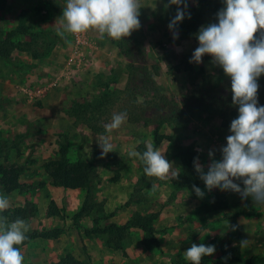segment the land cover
<instances>
[{"label": "rangeland", "instance_id": "rangeland-1", "mask_svg": "<svg viewBox=\"0 0 264 264\" xmlns=\"http://www.w3.org/2000/svg\"><path fill=\"white\" fill-rule=\"evenodd\" d=\"M197 1L188 0V8ZM164 2L142 0L141 27L129 37L117 41L89 30L83 33L84 42L77 44L73 36L67 37L69 43L57 35L56 19L66 0H0V39L15 29L22 11L35 33V43L27 51L12 49L8 60L0 57V166L21 168L20 187L6 193L0 184V194L9 197V208L27 203L34 209L24 219L30 231L61 230L56 238H36L20 246L24 264H54L66 253L86 264H189L184 252L193 243L216 246V252L203 257L201 264H251V259L264 264V206L254 205L251 197L242 200L232 191L209 192L202 180L197 187L205 193L203 198L194 190L176 189L181 162L175 145L167 139L155 145L156 118L165 106L170 115L176 105L181 109L179 118L165 121L159 133L174 135L178 145L196 149L207 172L209 151L215 152L216 160L222 158L220 149L227 145L234 119L231 112H221L212 104L228 99L223 94L227 82L213 91L201 86L204 76L222 67L214 65L208 54L202 63L189 62L199 44L179 31L178 39H173L168 24L177 6L165 8ZM14 41L31 40L17 34ZM132 68L133 84L142 85L136 88L135 98L129 95L131 89L124 91ZM100 96H108L110 102L107 116L99 117L97 123L107 124L113 113L128 114L110 134L114 151L103 158L97 135L105 129L90 130L71 111L75 103ZM203 103L212 107L206 109ZM64 135L69 163L82 157L93 161L97 169L92 201L101 204L102 210L97 205L81 218L75 214L83 205L84 189L53 186L45 169ZM144 141L159 148L172 164L173 171L164 179L146 177L143 164L129 158L133 146L141 153L146 150ZM234 182L244 187L242 181ZM152 183L157 185L154 195L149 194ZM131 194L140 195L139 200L130 199ZM50 199L60 209L58 216L48 214ZM135 211L158 212L154 226L159 248L146 250L139 228L131 229L126 254L106 247L101 236L86 234L97 217L102 224L121 223ZM231 225L238 228L233 231ZM241 240H248L246 247H240Z\"/></svg>", "mask_w": 264, "mask_h": 264}, {"label": "clouds", "instance_id": "clouds-1", "mask_svg": "<svg viewBox=\"0 0 264 264\" xmlns=\"http://www.w3.org/2000/svg\"><path fill=\"white\" fill-rule=\"evenodd\" d=\"M223 3L225 6L216 14L218 23L201 26L195 34L199 46L189 62L202 63L208 54L214 65L222 67L231 78L232 103L239 106V115L231 122L232 134L226 137L227 145L220 149L222 158L216 160L215 152L210 150L207 172L199 157L194 158L193 164L209 192L215 188L232 191L240 194L242 200L251 197L254 205L264 206V106H258V79L264 74V0H223ZM172 5L177 6V11L168 27L175 40L177 26L186 15L189 19L191 15L186 11L188 0L164 2L165 8ZM143 7L142 0H66L62 15L56 19L57 35L70 43L67 37L96 30L119 41L140 29ZM127 115V112L113 113L110 122L103 125L105 133L97 135L101 158L114 151L110 134L121 127ZM143 143L146 150L141 153L133 146L128 150L129 158L143 164L146 177L164 179L173 171L172 164L151 142ZM234 180L242 181L244 187ZM192 187L199 198L205 196L199 187ZM156 191L157 185L152 183L149 194L154 195ZM9 207V197L0 194V213ZM230 227L235 231L238 225ZM29 231L26 220L9 221L0 215V264H24L25 257L19 246L28 239ZM247 243L248 240H241L240 247H246ZM215 252V245L193 243L184 252V259L189 264H201L203 257Z\"/></svg>", "mask_w": 264, "mask_h": 264}, {"label": "trees", "instance_id": "trees-1", "mask_svg": "<svg viewBox=\"0 0 264 264\" xmlns=\"http://www.w3.org/2000/svg\"><path fill=\"white\" fill-rule=\"evenodd\" d=\"M224 6L223 0H198L192 7L187 8L186 11L190 13L191 18L189 19L186 15L185 19L177 26V31H179L183 37L191 38L194 42L199 44L195 34L198 33L201 26H205L210 23H218L216 14ZM24 19L25 11H22L15 29L7 31L3 39H0V57L5 60H8L12 49L27 51L30 43H35V33L29 29ZM17 34L28 35L31 41H14V37ZM259 34L260 33L258 32L257 36H259ZM133 80H135V72L132 68L130 70V81L125 85L124 91L131 89L134 92L130 90L129 95H132L133 98H135L136 88L138 89L142 85L133 84ZM225 81L227 82V86L223 94L226 95L228 99H216V104H212L221 112H231L234 119H236L239 115V106L232 103L233 94L231 92V78L224 73L223 69L216 74H208L204 76L201 86L204 88L207 87L209 91H213ZM258 83V106H264V74L259 77ZM144 87L145 85H143L141 89ZM109 102L110 99L108 96H100L83 103H75L71 111L75 116L83 118L90 130L94 132H103L104 127L102 123L97 122L99 117L107 116ZM203 105L206 109L212 107V105H208V103H203ZM172 106H174L173 108H175V110H173L170 115L168 113L169 107L165 106L167 109L164 108L165 111H163V114L158 115V118H156L155 127L153 129L154 142L155 145H157L162 140L167 139L175 145L176 155L179 157L181 162V174L174 182L175 188H187L193 190L192 186H197L201 181L193 164L194 158L198 157L200 153L192 147L178 145L175 141L174 135H164L159 133V129L165 121L171 122L176 118H179L181 114V109L176 107V105ZM58 146L59 148L56 156L45 164V169L50 183L53 186L63 187L66 189H84V202L79 211L75 214L76 218L89 215L92 208L97 205L99 206V210H102L101 204L96 205L92 201L94 180L97 175V169L93 161L79 157L75 162L69 163L67 156L68 142L65 135L58 141ZM20 173L21 168L18 166H10L7 168L0 166V184L4 192L9 193L20 187L18 180ZM139 198L140 195L131 194L130 196V199L132 200H139ZM33 212L34 209L29 207L26 203L23 206L8 208L6 211L1 213V215L6 216L9 221H14L17 218H28L33 215ZM48 214L52 216H58L60 214V209L57 207L53 199H50L48 202ZM158 215L157 211H150L146 213L135 211L125 222L118 223L110 221L105 224H102L97 217L94 219L96 225L86 229V234L101 236L106 247L119 250L123 254H126V244L130 240L131 229L139 228L143 232V237L141 239L143 247L146 250L152 251L160 246L156 228L154 226V221L157 219ZM60 232L61 230L57 227L29 231L27 233L28 239L20 246H23L36 238H56ZM250 263L254 264V259H251ZM54 264L86 263L85 261L77 258L75 255L66 253L60 256Z\"/></svg>", "mask_w": 264, "mask_h": 264}, {"label": "built area", "instance_id": "built-area-1", "mask_svg": "<svg viewBox=\"0 0 264 264\" xmlns=\"http://www.w3.org/2000/svg\"><path fill=\"white\" fill-rule=\"evenodd\" d=\"M74 40L76 41V43H80L82 44L83 41V33L77 34L75 36H73Z\"/></svg>", "mask_w": 264, "mask_h": 264}]
</instances>
